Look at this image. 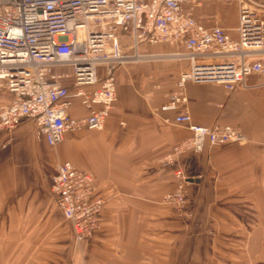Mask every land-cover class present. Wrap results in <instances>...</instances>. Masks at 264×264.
Wrapping results in <instances>:
<instances>
[{"label":"crops","instance_id":"crops-1","mask_svg":"<svg viewBox=\"0 0 264 264\" xmlns=\"http://www.w3.org/2000/svg\"><path fill=\"white\" fill-rule=\"evenodd\" d=\"M219 4L204 0L196 18L234 35ZM177 49L141 47L156 58L116 69L117 100L102 131L68 133L53 150L34 140L31 121L0 135V264H264V79L249 77L233 91L214 83L181 89L187 62L161 61ZM173 93L187 99L176 110L166 108ZM10 98L0 92V105ZM183 111L192 124L233 125L245 138L178 158L200 177L186 186L188 221L163 204L177 180L162 159L190 136L174 122ZM68 113L87 110L72 99ZM58 161L91 172L104 201L99 228L81 244L49 189Z\"/></svg>","mask_w":264,"mask_h":264},{"label":"built area","instance_id":"built-area-1","mask_svg":"<svg viewBox=\"0 0 264 264\" xmlns=\"http://www.w3.org/2000/svg\"><path fill=\"white\" fill-rule=\"evenodd\" d=\"M204 0H0V92L11 95L0 105V135L25 121L32 137L54 148L68 133L102 131L117 100L115 71L156 58L141 47L168 44L178 48L164 58L186 61L177 85L214 83L226 91L245 88L249 77L264 79V2L215 0L237 5L234 35L223 27H205L196 18ZM72 99L87 110L68 113ZM187 102L182 93L169 97L167 109ZM175 123L190 136L163 157L177 180L163 204L188 220L186 186L200 179L176 164L183 154L206 147L240 144L245 138L233 125L191 123L188 112ZM94 176L69 162H56L50 191L73 239L81 244L99 228L103 199Z\"/></svg>","mask_w":264,"mask_h":264},{"label":"rangeland","instance_id":"rangeland-1","mask_svg":"<svg viewBox=\"0 0 264 264\" xmlns=\"http://www.w3.org/2000/svg\"><path fill=\"white\" fill-rule=\"evenodd\" d=\"M215 1V0H214ZM210 2H211V0H210ZM220 6H221V8L223 9V10H225V13H224V15L222 16V20L224 21V23L226 24V25H229V26H232L233 28H234V26L236 27V21H237V18H236V15H235V13H234V2L232 1L231 3H229L228 5H226V4H223V3H220L219 4ZM160 60V59H159ZM161 61H163V63L162 64H165L164 63V61H172L171 59H168V58H166V59H161ZM126 67H128V66H130V65H125ZM49 149H51V150H53L54 148H51V147H49ZM52 168H53V165H52ZM54 174V170H52V169H50V178H49V189H50V181H51V177H52V175ZM188 202V201H187ZM167 207V206H166ZM186 210L187 211H189L188 210V208H187V203H186ZM190 212V211H189ZM175 213V212H174ZM191 214V213H190ZM62 217V216H61ZM191 217V216H190ZM62 219H63V217H62ZM190 219V218H189ZM188 219V220H189ZM187 220V221H188ZM63 221L66 223L67 221H65L64 219H63ZM68 223V222H67Z\"/></svg>","mask_w":264,"mask_h":264},{"label":"water","instance_id":"water-1","mask_svg":"<svg viewBox=\"0 0 264 264\" xmlns=\"http://www.w3.org/2000/svg\"><path fill=\"white\" fill-rule=\"evenodd\" d=\"M252 1H255V2H264V0H252Z\"/></svg>","mask_w":264,"mask_h":264}]
</instances>
